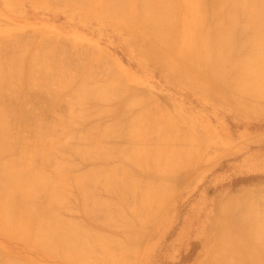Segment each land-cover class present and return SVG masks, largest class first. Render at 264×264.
<instances>
[{
  "label": "rangeland",
  "instance_id": "374dc122",
  "mask_svg": "<svg viewBox=\"0 0 264 264\" xmlns=\"http://www.w3.org/2000/svg\"><path fill=\"white\" fill-rule=\"evenodd\" d=\"M56 1L57 0H0V43L4 44H0V66L5 67L9 65L13 61H15V58L18 59L19 56L21 58L19 60L23 59L22 63L24 66L22 68V65L20 63V67L22 68L21 70L24 74L19 70L21 72V76L18 75L17 79L20 77L21 83L19 82V84L17 83V81L16 83H12L13 86L18 84L19 86H14L15 88H12V91L10 88L12 84L10 83V86H8V84L5 85L7 90H5V86L0 89H3V91L5 90L4 92L0 91V99L3 101V104L7 105L8 102L11 103L10 106L12 108H10V106L7 107L6 105L5 107L11 110H15L13 111V116L15 117L12 118V121H17L16 127L19 129L21 128L22 130V132L21 130H19L21 134H19L18 140H14L16 142L14 143L13 151L10 155H13V157L16 156L17 158L10 157L9 154L5 156L2 154L3 158H1L6 162L10 161L9 158L14 160L16 158V162H14L16 163L17 167L16 172L20 174L22 173L24 175H26L30 171L31 167H37L38 169L39 167L42 168V166L44 168H42V170H44L45 173L48 174L49 172V175H53L51 174L52 172H50L53 171L51 170L53 169V164H58V161H64V164L68 163V165L66 164V166L63 163H60L61 165L65 166V169L64 167H61L64 172L60 171L62 170L58 166L60 164L55 165L58 166L60 170H54L56 172L58 171L62 174H65L66 186L64 187V189L62 187L55 188L57 190L56 194L61 196L58 198L57 195V199H59L60 201L62 197H65V203L62 201L61 206L57 205L58 200L55 198L56 200L53 201V198H50V196H53L54 194L50 195V193L46 195V198H48L44 201L46 203H49L48 206L50 205V207L52 208V213L55 211V213H53L54 218H51V221L53 223L56 220L55 218L58 219L62 217L60 218V220L64 218V221H61L63 222L61 223V226H63L62 224H64L65 222H68L69 224L71 223L73 227L75 226V228H78L77 232H80L81 229L83 235L85 233L90 234L91 232L96 235L94 236L92 233L90 235L91 237L87 236V234L84 235L85 238L86 236L87 238H89L88 240L92 239V241L90 242H93V239L95 241H98V238H101V241H99V243H102H100L101 248L103 247L102 245H104V247L108 246L105 248L103 247L101 249L102 252L100 250L98 252V249H100L98 248L100 244L97 242V244H99V246H97L96 242L94 243L93 248L94 246H97V248H95L97 249V251L95 250V253H102V255L100 254L101 256H98L96 254V258L99 260L98 261L95 259V253H91L94 251L91 244V248L93 249V251H91L92 249H86L89 250V254H83V252H81L84 256L79 253L80 257L83 261H85V263L87 262V258H91L94 261L91 262L89 259L88 263L90 264H108V261L110 259L109 257L113 253V258L115 256H118L117 258L119 259L121 257L124 258L121 259L123 260L122 262L121 260H118L117 264H120V262L122 264H125L128 260L129 261L126 264H242L240 262L239 256L231 252V247H228L225 244V248L227 247L226 250H230V252H227L226 250V252L222 251L219 241L222 242V245L226 243L227 240L225 236H228V232H231V238H239V241H234L238 246L239 251L244 248V245L247 246L245 242L249 243L248 245L251 246L252 240L247 237L249 236V233L245 234L243 233V231L239 233L238 230L240 228L244 230L246 229L245 219H253V221H256V218H258V220L260 218V220H264V216H262L264 215V114L254 113L253 110L249 109V107L251 106L250 104L253 103L254 107L257 104H259V107H264V98L260 99L258 97L257 99H255V96L254 100V88L250 86L246 88H240L238 87V85L233 86L235 85L234 83L230 85V83L226 81V76L228 75L229 67L234 65L236 61L240 59L242 60V57H244L246 53L248 55V53L251 51L252 45L250 43H252V40L250 38L255 34L256 31H254L253 33V30L257 29L255 28L256 26H247L246 24H244V21H246L247 23L248 16H245L246 14L241 10L239 12V9L231 10L228 4L229 0H223L222 7L224 8H221V6L216 7L214 5V0H204V2L203 0H200V2H198V0H175V13L173 14V22H171V25H173L172 27H169V31L167 30L168 33H166V35H169V37L171 36L173 39L170 40V38L166 36V41L162 40L164 42L161 43V40L158 39V41L157 39H155L156 35L154 33L152 34L153 37H151V33L146 35V32H152V30L148 31L147 29H139L137 26H135V29L134 27H132L133 25L137 24L135 20H139L136 14H138V8L142 4L141 0L140 2L139 0H130V2H133L134 7L132 4H130L129 0H127V4L129 3L130 7L126 4V2H124L126 4L125 8H127L130 14L128 18L130 21L127 22V24L129 23V25H127L122 20L120 22L119 19H114V17L111 15L108 16L106 7L109 8V4L113 3L111 2V0L110 2L109 0H83V5L86 3L84 7H81V0H75L76 2L78 1L80 3H76L74 0H58V2ZM189 1L191 4L188 3ZM72 3L74 6L72 5ZM136 3L138 4V7L135 6ZM194 4L198 5V7H194ZM95 5L97 6V8ZM85 6L88 9L85 8ZM136 7L138 10L136 9ZM199 7H201L200 12L197 11L199 10ZM92 8L94 9L90 10ZM225 8H227L228 11H225L227 10ZM96 9L98 12L96 11ZM188 9L190 10L188 11ZM195 9L196 11L194 12ZM101 10H104L105 13ZM99 11H101V13ZM223 11L225 12L223 13ZM232 12H234L233 14L236 13V15H234L235 18H232ZM198 14H200L203 18L199 17ZM228 17H231L230 21L228 20ZM195 18L198 19L199 22L201 21V23L197 21L198 26L195 22ZM200 18H202V20H200ZM231 19L232 21H234L231 22ZM212 21L215 22V27L212 25ZM225 22H227V24H224ZM189 24H191L192 28H189ZM216 24L218 26H216ZM243 24L246 26H244ZM195 25L199 27L198 29L201 31L200 32L197 28H195L197 34H199L200 32L199 36L195 33V31L191 34V32H193L192 30H194L193 27ZM200 25L203 27L202 29ZM212 26L214 27V29L212 28ZM245 27L248 28L246 29ZM215 28L217 35L213 32ZM197 30L199 32H197ZM210 30L213 34L210 33ZM218 32H225L224 34L225 36H227V39L230 38L231 40L229 39L230 42L228 44L227 42L229 40H226L227 45L225 49L227 50L223 49L222 53H220L222 59H224L223 64H221L220 69L218 68V70L214 72V75L217 77H213L214 75L211 71L210 59L212 58L211 55H214L215 49L217 47L214 43L211 42L212 40H215V37L214 39L213 37L211 39L210 36L216 35V37H218ZM187 33L188 35H190L188 36ZM191 35H194L192 36L193 38L196 35L197 39H194L198 42L194 40V42L191 41ZM200 35H202L203 37L201 36L202 38H200ZM43 39H46L48 42L44 41ZM154 39L158 42L154 41ZM167 39L170 40L171 44L168 43ZM185 39H187L188 41H185ZM9 40H11L12 43ZM45 44L50 46L47 47ZM167 44H170V47L166 46ZM160 45L162 47H160ZM246 45L249 46L250 49L247 48ZM166 47H168V49ZM59 49H61V51ZM247 49H249L250 51H248ZM224 50L226 52H224ZM163 51L165 53H163ZM33 52L36 53V57H38V55L42 52L41 58L44 56V61L42 62L43 59L39 60L38 58L37 60L34 58L35 61H31L33 58H31L30 60V57ZM196 52L201 54L200 57L204 56L201 57V61H204L205 59V68H203L202 63L196 65L188 61V57ZM28 58L30 61L27 60ZM6 59H10V61H7ZM46 59L48 62L47 64H45ZM33 62L36 63L34 64ZM30 63L31 67L34 65V67L31 68L33 71V76L35 75L36 77L37 74L35 80H32L28 77V74L30 72L28 67L30 66ZM25 67L28 70H26ZM34 68L38 69L34 71ZM176 68H178V70ZM88 69H90L91 71ZM37 70H39L41 73ZM116 76L117 78H115L114 80L113 78ZM118 76L120 79L118 78ZM23 77L25 78V80ZM26 77L27 79L29 78V80H26ZM81 77L83 78V80H81ZM79 81L82 82L79 83ZM114 81L116 83H114ZM65 83H70V85ZM78 83L80 85H78ZM81 83L84 84L82 87L88 86L87 89H90V91L92 90L93 92L91 91L90 93L89 91H86L87 89H82ZM104 83L105 85H107L104 86ZM114 85H116V88H114ZM203 85L208 86L204 87ZM102 86L104 87L102 88ZM228 86L230 88H228ZM100 88L103 91L104 88L105 91L108 89V102V98H101L100 100L99 94H101L102 96L103 93ZM235 88H237L238 90H235ZM250 88L252 91L250 90ZM76 89L80 91V94L78 91H76ZM96 89H99V92L101 93L98 92L95 95L94 92L96 91L94 90ZM109 89H114L116 94H114L113 90L109 91ZM240 89L242 90V92L240 91ZM245 89L248 93L244 92ZM73 92L75 94L77 92V96L74 95ZM88 93H90L91 96L89 95L87 98ZM92 93L95 97L99 95V98L97 97L98 100L93 99L95 97H92ZM109 94L111 95L109 96ZM74 97L78 99H75ZM79 98L84 103L83 104L80 102L81 105L79 103L81 108L79 107L78 103L74 104L75 102H77L75 100L80 101ZM110 98L112 99L110 100ZM137 98H139V100ZM83 100H87L88 102L86 101L85 103ZM248 103L249 105H247ZM140 104L143 105L139 106ZM138 106L145 110H141V108H139ZM68 109H71V111H69ZM101 109H104L103 113L101 112ZM138 110L139 113H137ZM108 112L109 114H107ZM135 113L140 114L141 116V120L140 116L138 119L140 120V124L144 117L145 119L143 120L147 122L146 124L144 123L140 125L138 121L137 123L140 125H138V127L140 128H138L137 125H134L133 123L134 117L138 116L134 115ZM144 113L145 115L143 116ZM157 114L159 115L157 116ZM150 115L151 117H157L154 119L153 117L151 118ZM150 118L152 121L150 120ZM147 120H149V123L153 121L154 123L149 124ZM166 120L169 121V124ZM128 121L131 124H129ZM67 122L73 123V127L64 125V123L67 124ZM111 123L113 124V126H111ZM126 124L130 125L129 130H131L132 133H139L140 135L142 134L141 136L137 135L140 136L141 139L140 137L139 140L130 138L131 136L128 135H130L131 132H129V134L127 132L128 129L125 130L126 127L128 128ZM155 125L157 127H155ZM62 126H66L67 128L71 129L65 128V130ZM16 127L14 129V132L17 131ZM153 127H155L156 129ZM161 127L165 128L161 130ZM92 128H94V130ZM152 128L153 131H150V129ZM44 129L46 131H43L40 137L39 133ZM157 129L161 131H158ZM88 130L89 133L86 132V134L84 131ZM117 130H119L120 133H117ZM123 130H125V132ZM147 130L148 133H146ZM90 131L92 133H90ZM103 131H105L107 135L105 133L103 134ZM113 131L116 132L113 133ZM134 131H137L138 133ZM164 131L166 135L163 134ZM70 132L73 133L72 137L70 136L71 134L69 135ZM83 132L86 135L87 141L79 137L80 134H82L81 137H83ZM126 133L127 136L125 135ZM122 134L125 136H123ZM63 135L66 137V139ZM93 135L96 136L91 137ZM109 135H111V137ZM143 135H145V137ZM45 136L46 138L43 142ZM21 137L24 139H22ZM142 137L144 138V142L141 141L143 140ZM78 138L83 139L84 141H78ZM116 138L119 139L117 140ZM74 139L77 142H75ZM161 140H163L162 143ZM22 141L25 142L21 143ZM61 141L62 144H64V150H61L63 146L61 144ZM54 142H57L56 144L60 145V151L56 148V152L59 151V153L61 154L64 153V158H61V154L57 153L60 156L56 155L57 161L54 159V162L56 163H46L40 161L41 153L39 151H41V146L46 147L45 145H53ZM32 144L36 145H33L31 147ZM89 145L91 146V148L89 147ZM106 145L113 148L114 151L112 150V153H109V150L111 149ZM100 146L101 148H99ZM126 146L127 148H124ZM162 146H165V149H162ZM94 148L100 155L95 153L96 151L94 150ZM131 148H135L134 150L137 151L133 153L134 151H130ZM76 149H80L82 150V152ZM117 149H121V152L119 151L121 154L116 152ZM122 149L124 151L126 149V152L122 151ZM127 149L130 150L127 151ZM67 150L68 152H66ZM75 150L76 153H74ZM85 152L90 153L87 159L85 158L86 156L83 157L84 155H87L85 154ZM122 152L124 155L122 154ZM81 153L83 154L81 155ZM92 153L93 155H95L93 156ZM126 153H129L130 156ZM104 154L107 156L104 157ZM125 156L132 157L131 160H129L130 158L128 157V160L134 162L131 164V162L126 161ZM133 156L134 158H137L138 161L134 160ZM28 157L30 160L28 159ZM111 157H113L114 159ZM158 157L161 159H159ZM99 158H101L103 161ZM121 159L124 161H122ZM147 159H151L150 162L147 161ZM3 160H1L0 162L2 163ZM140 160L143 162H141ZM146 161L148 165H150V167H146L147 169L144 167L147 164ZM155 162L158 166H156ZM142 163L144 164V166L142 165ZM151 164L154 166H152ZM69 165L71 167H69ZM102 166L103 169L105 168V170L102 171L108 172H101L103 175H109L110 170H108V168L110 169V167L111 171L114 168H118V170L119 168L123 169L125 173L123 172L124 175H122L123 177H121L124 184L125 182H127V185L130 184V186L128 185L127 187L128 189L124 188V185H122V191L120 189V191H116L114 189L109 190L107 188V186L109 185L103 184L105 182L103 181L102 183V181L100 180V177L103 175L99 172L101 170V168L99 167ZM18 168L21 169L19 170ZM33 168H31V170ZM48 168L51 169L49 170ZM66 168H69V170H67ZM150 168L152 170H150ZM91 169H94L96 171L97 169H100L98 172L95 171L93 173H100V177L98 178L101 181V184L98 185L96 183L94 184V186H88L89 188L83 187L84 189L82 187L80 188L78 185V188L81 190V192L82 190L83 192L84 190H86L88 191V196L90 195L89 198L91 199H88L87 202H84L85 199H81V196L84 193L81 194L80 192H78L80 190H77L75 188V181H77V184H79L78 182H80L81 184H83L84 182L86 183V181L82 180V177L84 174L87 176L86 173H88L90 177L88 176L87 178L84 176V180H90L89 178L93 176ZM126 169L129 171H127ZM54 171L53 173H55ZM116 171H114L113 173H115ZM80 172L82 173V175L80 174ZM79 175H81V179L80 177H78ZM133 177L135 179L137 178L139 183L137 181H134ZM137 183L139 185H137ZM148 186L150 187L151 191H154V188L156 189V191H154L156 192V197L154 195H151L150 199L149 197H146L147 193L149 192ZM161 186H163V188H161ZM2 187L1 192L4 191L2 192V196H6L10 193L11 188L9 190L8 187V189L4 190V187H6V185ZM100 188L104 189V191ZM158 189L160 190L159 192ZM53 190L54 188L51 189V192ZM59 191L61 192L59 193ZM107 191H110V194ZM151 191L149 193L153 192ZM54 192L56 191L54 190ZM159 193H162L163 195ZM149 195L150 194H148L147 196ZM63 198L61 200H63ZM146 198H148L147 201H150L147 202ZM97 199H99L98 201L100 203L97 201ZM102 199H104L108 203H106ZM109 199H111V201ZM101 201L102 203H105V205H107L108 211H106V207H100L99 204H101ZM59 203H61V201ZM108 204H110L109 206L111 208H108ZM133 204L135 205L134 207ZM224 204H226V207L224 206ZM53 205L55 206L53 207ZM93 205H96L97 209H95V207L93 209ZM142 205L146 207V213L148 214L147 215L145 213L144 217H146L147 215L150 218L143 217V219L141 220H143L144 222L132 219L130 213L136 210V207L137 210L141 209L143 207ZM227 205H231V207L228 208ZM97 206H99L100 208ZM27 208V206H21V208L19 206V209L17 208L20 211H17V221L14 225H19V223L21 224L22 222L23 226L28 224L27 226H24V230L18 232V236L17 232H15L16 230L8 231L9 233L7 232L5 234L7 237H5L4 235L5 232L3 233L2 231H0V264H10L12 262H14L15 264H79L77 262L79 256H75V251L69 252V250L65 249L67 251L64 252L69 253H66L67 255H65L63 251H60L59 255L58 245L60 243H55L56 241H59V238H55L54 234L53 236L48 234L49 236L58 239L55 240L54 238H52L55 240V242H53V246H56V249L54 247H51L52 250L54 249L53 251L51 250L52 252L49 250L50 245L45 244V242H52L51 240L47 241V236H44L46 235L45 233H43L44 235H42L43 240L41 239V243L38 241L39 246L38 242L37 245L33 242L34 238L32 236L35 235L34 232L37 230L36 225L39 224L36 219L34 220V217H31L28 213H26ZM120 208H122V211L124 210L123 212L125 213V215H127V217L131 219V223L133 222L132 224L134 225H131V223H129L130 225L126 224L127 227L126 225L121 226L120 224L122 223L119 224L120 226L118 224L114 225L119 221L115 217H112V219L115 220L113 222V220L110 219V216L112 212L113 215H115L117 213L116 210H119ZM133 208L134 210L132 211ZM84 209H88L90 213H92L88 215V210L86 211ZM149 209H153L154 211L151 210L150 213ZM104 211H110L109 213L111 214L109 215V213L107 214ZM23 212L27 215L25 214L24 216ZM104 213H106L107 215H104ZM104 217L110 220H106ZM22 218H24L25 220ZM130 219H128L129 222ZM20 220L24 221L21 222ZM32 221L35 222L33 223ZM138 221L139 223H137ZM106 222L108 223L106 224ZM112 222L114 224H112ZM55 223L53 224V226H56L60 222H57L56 225ZM68 225L64 224L66 229H69V227H71V225L69 227H66ZM34 226H36V228ZM235 226H238L239 228H236ZM71 230L74 232L75 229L73 228ZM84 231L86 232L84 233ZM235 231L239 233L240 237L237 238V236L239 235ZM245 231H248V227ZM29 232L31 233L30 236ZM81 232L79 234H81ZM19 233H22V235ZM56 234L58 235V233ZM98 234L99 237L97 236ZM244 234L245 238L247 239L243 237ZM124 235H129V239H127L128 236ZM13 236H15L16 238ZM84 236L82 239H80L81 237H79V240H85ZM111 236L112 238L110 239L109 237ZM107 237L113 242L115 241V237L116 239L119 238L120 240H118V242L120 241V243H124L125 245L120 246L119 243L116 242L117 240L113 243L109 241ZM106 239L108 242L106 241ZM79 240L78 243H80ZM263 240L264 239L261 238L259 239V241L257 240L258 242H253V245H257V247L255 246L256 248L260 246V248H258V252L260 253L261 251L260 255L262 257H264V249H262L264 247ZM42 242L44 243V246H47V248H49L48 252H44V250H47L45 248L44 250H39V247H41L40 244L42 245ZM106 242L108 243V245ZM31 243H34L38 247V249L37 247H33L34 245L32 246ZM117 243L120 247L116 246ZM213 244L215 245V247ZM84 247H82L83 250L85 249ZM129 247L130 250H128ZM125 248L126 252H124L125 250H123ZM103 249H105V251ZM55 250H57L58 254H56ZM121 250L123 252H121ZM103 251L105 253L109 252L108 255L110 253L111 255L106 258L104 257L105 253ZM61 253H63L64 255ZM70 253H72L73 257L75 258H73L72 254ZM117 253L118 255H116ZM123 253L124 257L122 255ZM83 257L85 258V260L83 259ZM98 257H102V259L106 258V260L108 258L109 259L107 262H104L105 259L100 260V258ZM67 258H73L74 260L76 258L77 259L75 263L73 259L69 260L71 261L70 263L67 262ZM80 260L81 259H79L78 261ZM82 260L80 264H84ZM100 261L103 262L99 263ZM115 262H117V260L114 259V264H116ZM112 263L113 262H110L109 264Z\"/></svg>",
  "mask_w": 264,
  "mask_h": 264
},
{
  "label": "bare ground",
  "instance_id": "6f19581e",
  "mask_svg": "<svg viewBox=\"0 0 264 264\" xmlns=\"http://www.w3.org/2000/svg\"><path fill=\"white\" fill-rule=\"evenodd\" d=\"M65 1V0H64ZM75 1V0H74ZM82 2L80 3V2H76V3H80V4H82L83 5V3H84V1L83 0H81ZM87 1V0H86ZM88 1H90V0H88ZM92 1V0H91ZM104 1V0H103ZM193 1H195V0H193ZM197 1V0H196ZM50 2H52V1H50ZM56 2H58V0L56 1ZM70 2V1H69ZM72 2V1H71ZM109 2H110V0H109ZM111 2H113V3H110L109 4V8L108 7H106L107 8V11H108V13H107V11H106V13L108 14V16L109 15H111V16H113L114 17V19H119L120 20V22H121V20L122 21H124L126 24H127V22L128 21H130L128 18H129V12H128V10H127V8H125L126 7V4H127V0H125V1H118V0H111ZM123 2V3H122ZM124 2H126V4L124 3ZM129 2H130V0H129ZM136 2V1H135ZM139 2H140V0H139ZM138 2V3H139ZM186 2V1H185ZM198 2H200V0H198ZM203 2H204V0H203ZM202 2V3H203ZM67 3V2H66ZM100 3V2H99ZM141 6H139V12H138V14H136L137 16H138V18H139V20H135V22L137 23L136 25H133L132 27H134V29H135V26H137L139 29H147L148 31L150 30H152V32H146V35H148L149 33H151V35L154 33L155 35H156V37H155V39H159V40H164V41H166L165 39H166V36H168L169 37V35H166V33H168V31H169V27L171 26L172 27V25H171V22H173V14L175 13V6H176V3H175V0H143V2H142V0H141ZM188 3H190V1L188 2ZM196 3V2H195ZM86 4V3H85ZM84 4V5H85ZM130 4H132L133 5V7H134V4H133V2H130ZM130 4L128 3L127 5L130 7ZM140 4V3H139ZM191 4V3H190ZM197 4V3H196ZM199 4V3H198ZM228 4H229V7H230V9L231 10H234V9H239V12H240V10L242 11V12H244L246 15L245 16H248V21H247V23H246V21H244V24H246L247 26H256L255 28H257V29H254V27H253V33H254V31H256L255 32V34L250 38L251 40H252V43H250V42H248V43H250L251 45H252V49H251V51L249 50L250 48H249V46H247V48H249V49H247L248 51H250L249 53H248V55H247V53H246V55H244V57H242V60L240 59V58H237V59H240V60H238V61H236L235 62V64L234 65H232L231 67H229V69H228V75L226 76L227 78H226V81H228V83H230V85L232 84V83H234L235 85H233V86H236V85H238V87H240V88H246V87H248V86H250V87H252V88H254L255 90H254V94H253V99H254V97H255V99H257L258 97L261 99H263L264 98V0H229V2H228ZM70 5H71V3H70ZM72 5H73V3H72ZM81 5V7H84V5L82 6ZM125 5V6H124ZM138 4L136 3L135 4V6H137ZM189 5V4H188ZM214 5L216 6V7H220L221 6V8H224V7H222V5H223V0H214ZM74 6V5H73ZM77 6H79V5H77ZM96 6V5H95ZM108 6V5H107ZM127 6V7H128ZM192 6V5H191ZM195 6H197L198 7V5H195L194 4V7ZM138 7V6H137ZM137 7H136V9H137ZM193 7V8H194ZM226 7V6H225ZM85 8H87L86 6H85ZM96 8H97V6H96ZM188 8H191V7H188ZM200 8L201 7H199V10H197V11H201L200 10ZM88 9V8H87ZM94 8H92V9H90V10H93ZM129 9V8H128ZM137 9V10H138ZM203 9V8H202ZM225 9H227V8H225ZM225 9H223V10H225ZM105 10V9H104ZM104 10H101V11H104ZM131 10V9H130ZM136 10V11H137ZM184 10V9H183ZM182 10V11H183ZM190 9H188V11H189ZM220 10H222V9H220ZM96 11H97V9H96ZM101 11H99L100 13H101ZM192 11V10H191ZM196 11V9L194 10V12ZM225 11H228V9L227 10H225ZM225 11H223V13L225 12ZM98 12V11H97ZM132 12V11H131ZM220 12V11H219ZM104 13H105V11H104ZM185 13V12H184ZM196 13H198V12H196ZM234 12H232V14H233ZM103 14V13H102ZM182 14H183V12H182ZM191 14V13H190ZM219 14V13H218ZM231 14V15H232ZM104 15V14H103ZM199 15V17H202L200 14H198ZM203 15V14H202ZM234 15H236V13L235 14H233V16H232V18H235L234 17ZM137 16H135V17H137ZM193 16V15H192ZM197 16V15H196ZM195 16V17H196ZM131 18V17H130ZM134 18V17H133ZM196 18H198V17H196ZM195 18V22L197 23V21L199 22V18L198 19H196ZM203 18V17H202ZM202 18H200V20H202ZM229 18V17H228ZM231 18V17H230ZM230 18L228 19L229 21H230ZM132 19V18H131ZM194 19V18H193ZM214 19V18H213ZM177 20V19H176ZM183 20V19H182ZM225 20V19H224ZM194 21V20H193ZM228 21V22H229ZM234 21V20H233ZM232 21V19H231V22H233ZM123 22V23H124ZM176 22V21H175ZM184 22V21H183ZM192 22V21H191ZM190 22V23H191ZM213 22V26H214V21H212ZM199 23H201V21L199 22ZM203 23V22H202ZM218 24V23H217ZM216 24V26H218ZM221 24V23H220ZM224 24H227V22H225ZM243 24V25H244ZM127 25H129V23L127 24ZM131 25V24H130ZM175 25H176V23H175ZM183 25V24H182ZM190 25V27L189 28H192L191 27V24H189ZM211 25V24H210ZM246 25H244V26H246ZM140 26V27H139ZM196 26V25H195ZM193 27L194 28V30H192L193 32H191V34L192 33H194V31H195V28H199V27H197L198 26V23H197V26L196 27ZM212 26V28L214 29V27ZM222 26V25H221ZM220 26V27H221ZM200 27H201V29L203 28L201 25H200ZM131 28V27H130ZM217 28V27H216ZM216 28H215V30H213V32L216 34L217 32H216ZM246 28V27H245ZM248 28V27H247ZM246 28V29H247ZM138 29V30H139ZM218 29V28H217ZM222 29V28H221ZM168 30V31H167ZM171 30V29H170ZM199 30V29H198ZM197 30V32H199ZM141 31V30H140ZM143 31V30H142ZM211 31V30H210ZM220 31H222V30H220ZM172 32V31H171ZM170 32V33H171ZM201 32V31H200ZM200 32H199V34H200ZM203 32V31H202ZM157 33V34H156ZM195 33H196V31H195ZM210 33H212V31L210 32ZM219 33V35H218V37H216V35L215 36H210L211 37V39H212V37H213V39H214V37H215V40L213 41H211L212 43H214L215 45H216V49H215V53H214V55L212 56L211 55V61H210V65H211V71L213 72V75H214V72H216L217 70H218V68L220 69V66H221V64H223V60L224 59H222V57H221V55H220V53H222V51H223V49H225L226 48V45L230 42V40L229 39H227V36H225V32H218ZM41 34V33H40ZM197 34V33H196ZM199 34H197L198 36H199ZM213 34V33H212ZM150 35V36H151ZM187 35H188V33H187ZM190 35V34H189ZM188 35V36H189ZM211 35V34H210ZM29 36V35H28ZM192 36H194V35H191V37L190 38H192L191 39V41H196V42H198L197 40H195V39H197V37H196V35H195V39L192 37ZM202 35H200V38H202L201 37ZM18 37V36H17ZM25 37V36H24ZM151 37H153V35L151 36ZM185 37V36H184ZM49 38V37H48ZM170 38V40L171 39H173L171 36L169 37ZM168 38V39H169ZM20 39V38H19ZM24 39V38H23ZM153 39V38H152ZM154 39V41H157V40H155ZM167 39V40H168ZM188 39V38H187ZM187 39H185V41L187 40ZM198 39H199V37H198ZM249 39V40H250ZM44 40V39H43ZM158 40V41H159ZM170 40H168V43H170L171 44V42H170ZM189 40V39H188ZM187 40V41H188ZM228 42H227V41ZM248 40V41H249ZM9 41H11V40H9ZM44 41H47L46 39L44 40ZM157 41V42H158ZM160 41V42H161ZM164 41H162L161 43H163ZM193 41V42H194ZM22 42V41H21ZM48 42V41H47ZM46 42V43H47ZM226 42H227V44H226ZM11 43H12V41H11ZM43 43V42H42ZM60 43V42H59ZM156 43V42H155ZM0 44H3V43H0ZM16 44V43H15ZM25 44V43H24ZM23 44V45H24ZM28 44V43H27ZM52 44V43H51ZM56 44V43H55ZM159 44V43H158ZM170 44H167L166 46H169ZM4 45V44H3ZM17 45V44H16ZM26 45V44H25ZM46 45V44H45ZM53 45V44H52ZM164 45V44H163ZM192 45V44H191ZM195 45V44H194ZM249 45V44H248ZM2 46V45H1ZM14 46V45H13ZM47 47L48 46H50V45H46ZM70 46V45H69ZM71 47V46H70ZM160 47H162L161 45H160ZM164 47V46H163ZM170 47V46H169ZM251 47V46H250ZM12 48V47H11ZM167 49H168V47H166ZM178 48V47H177ZM62 49V48H61ZM61 49H59L60 51H61ZM179 49V48H178ZM225 50H227V49H225ZM224 50V52H226ZM0 51H1V49H0ZM26 51H27V49H26ZM68 51V50H67ZM15 52V51H14ZM43 52V51H42ZM42 52H41V54H42ZM52 52V51H51ZM81 52V51H80ZM79 52V53H80ZM153 52V51H152ZM155 52H156V50H155ZM163 53H165L164 51H163ZM217 53H218V55H217ZM41 54H39L38 55V57H36L37 55H36V53H34L33 52V54L31 55V57H30V60H31V58H33L31 61H35V59L37 60V58L39 59V60H42V62L44 61V56L41 58ZM158 54V53H157ZM3 55V54H2ZM14 55V54H13ZM24 55H25V53H24ZM23 55V56H24ZM84 55V54H83ZM200 53H198V52H196V53H193V54H191V56L190 57H188V61L189 62H191V63H193V64H196V65H198L199 63H202L203 64V68H205L204 67V64H205V59H204V61H201L202 60V58L201 57H204V56H201L200 57ZM22 56V55H21ZM34 56V57H33ZM40 56V57H39ZM50 56V55H49ZM48 56V57H49ZM81 56V55H80ZM18 57V56H17ZM46 57V56H45ZM51 57V56H50ZM159 57V56H158ZM157 57V58H158ZM5 58V57H4ZM35 58V59H34ZM41 58V59H40ZM55 58H56V55H55ZM160 58H161V56H160ZM201 58V59H200ZM19 59H21L20 58V56L18 57V59L17 58H15V61H13L12 63H10L9 65H7V66H5V67H2V66H0V89L2 88V87H4L6 84H8V86H10V83L12 84V83H16V81H17V83H19L20 81H21V78L19 79V81H18V79H17V77H18V75L19 76H21L20 74H21V72H22V68L24 67L23 66V63H22V61H23V59L22 60H19ZM25 59H26V57H25ZM50 59V58H49ZM54 59V58H53ZM103 59V58H102ZM235 59V58H234ZM7 60V59H6ZM9 61H10V59H8ZM7 60V61H8ZM27 60H29V58L27 59ZM29 60V61H30ZM161 60V59H160ZM236 60V59H235ZM3 61H4V59H3ZM104 61V60H103ZM37 62V61H36ZM35 62V63H36ZM41 62V61H40ZM46 63L45 64H47L48 62H47V59H46V61H45ZM57 62H58V60H57ZM63 62V61H62ZM176 62H179V61H176ZM0 63H1V61H0ZM20 63H21V65H22V68L20 67ZM25 63H26V61H25ZM24 63V64H25ZM34 63V62H33ZM34 63V64H35ZM39 64V63H38ZM38 64H36V65H38ZM181 64V63H180ZM179 64V65H180ZM184 64V63H183ZM232 64V63H231ZM2 65V64H1ZM41 65H42V63H41ZM40 65V66H41ZM60 65V64H59ZM26 66V65H25ZM39 66V67H40ZM63 66V65H62ZM34 67V65L31 67V63H30V66L28 67V69L30 70V72H29V74H28V77L30 78V79H32V80H35V78L37 77V74H36V77H35V75L33 76V71H32V69L31 68H33ZM42 67V66H41ZM45 67H47V66H45ZM174 67V66H173ZM199 67V66H198ZM26 68V67H25ZM109 68V67H108ZM27 68H26V70H28ZM36 69H38V68H34L33 70L35 71ZM41 69V68H40ZM39 69V70H40ZM173 69V68H172ZM177 70H178V68H176ZM21 72H20V71ZM39 70H37V71H39ZM44 70H45V68H44ZM52 70V69H51ZM88 70H90V69H88ZM196 70V69H195ZM42 71V70H41ZM91 71V70H90ZM174 71V70H173ZM40 72V71H39ZM43 72V71H42ZM110 72H111V69H110ZM180 72V71H179ZM23 73V72H22ZM41 73V72H40ZM39 73V74H40ZM61 73V72H60ZM86 73H88V72H86ZM92 73V72H91ZM90 73V74H91ZM102 73V72H101ZM105 73V72H104ZM24 74V73H23ZM67 74V73H66ZM106 74H107V72H106ZM105 74V75H106ZM191 74V73H190ZM227 74V73H226ZM67 75H69V74H67ZM179 75V74H178ZM187 75H188V73H187ZM23 76V75H22ZM24 76H26V75H24ZM70 76V75H69ZM85 76V75H84ZM196 76V75H195ZM33 77H34V79H33ZM44 77H45V75H44ZM49 77V76H48ZM83 77V76H82ZM81 77V80H83V78ZM186 77V76H185ZM213 77H217V76H213ZM24 78V77H23ZM29 78L27 79V77H26V80H29ZM43 78V77H42ZM78 78V77H77ZM80 78V77H79ZM85 78V77H84ZM115 78H117V76L116 77H114L113 79L115 80ZM118 78H119V76H118ZM187 78V77H186ZM197 78V77H196ZM219 78V77H218ZM47 79V78H46ZM112 79V80H113ZM120 79V78H119ZM215 79V78H214ZM24 80H25V78H24ZM85 80V79H84ZM201 80V79H200ZM224 80H225V77H224ZM204 81V80H203ZM223 81V80H222ZM63 82V81H62ZM80 82H82V81H79V83ZM84 82V81H83ZM113 82V81H112ZM21 83V82H20ZM19 83V84H20ZM72 83V82H71ZM74 83V82H73ZM78 83V85H80ZM107 83V82H106ZM109 83V82H108ZM114 83H116L115 81H114ZM199 83H201V82H199ZM19 84L18 85H14V86H19ZM65 84H69L70 85V83H65ZM102 84V83H101ZM110 84V83H109ZM223 84V83H222ZM69 85H68V87H69ZM84 84L83 83H81V88L83 89V88H85V90L87 89V87L86 86H84V87H82ZM107 85V84H106ZM105 85V83H104V86H106ZM117 85V84H116ZM116 85H114L115 87L114 88H116ZM198 85V84H197ZM228 85V84H227ZM229 85V86H230ZM12 86V87H11ZM10 86V88H11V90H12V88H15L14 86H13V84ZM67 86V85H66ZM104 86H102V88L104 87ZM118 86V85H117ZM204 86V85H203ZM202 86V87H203ZM206 86V85H205ZM204 86V87H205ZM208 86V85H207ZM206 86V87H207ZM228 86V88H230ZM71 87V86H70ZM101 87V86H100ZM237 87V88H238ZM77 88V87H76ZM99 88V87H98ZM118 88V87H117ZM237 88H235V90L237 89ZM74 89V88H73ZM92 89V88H91ZM5 90H7V88H6V86H5ZM4 90V91H5ZM100 90L101 91H103L101 88H100ZM99 89L97 90H94V91H96V92H94V94L96 95L99 91H100ZM113 91H114V89H112ZM111 89H109V91H112ZM238 90V89H237ZM250 90H251V88H250ZM0 91H3V89L2 90H0ZM3 91V92H4ZM13 91V90H12ZM72 91H74V90H72ZM76 91H78L77 89H76ZM86 91H89L90 93H91V91H90V89L88 90H86ZM233 91V90H232ZM240 91L242 92V90L240 89ZM252 91V90H251ZM79 92V94H80V91H78ZM93 92V91H92ZM108 89L105 91V88H104V91H103V93H102V96H101V94H99L100 95V100H101V98L102 99H107V102H108V100H109V97H108ZM236 92H239V91H236ZM244 92L245 93H248V92H246V89L244 90ZM13 93V92H12ZM15 93V92H14ZM74 93V92H73ZM90 93H88L87 94V98H88V96L90 95ZM99 93H101V92H99ZM125 93V92H124ZM72 94V93H71ZM76 94H77V92H76ZM75 93H74V95H76ZM93 93H92V97H95V96H93L94 95ZM104 94V95H103ZM114 94H116V92L114 91ZM82 95V94H81ZM99 95H97L95 98H93L94 100L95 99H97V97L99 96ZM111 94H109V96H110ZM112 95H113V92H112ZM19 96V95H18ZM77 96V95H76ZM75 96V97H76ZM91 96V95H90ZM225 96V95H224ZM74 97V98H75ZM0 98H1V96H0ZM99 98V97H98ZM115 98V97H114ZM75 99H78V98H75ZM90 99V98H89ZM112 98H110V100H111ZM138 100H139V98H137ZM254 99V100H255ZM14 100V99H13ZM79 100H80V98H79ZM85 100V99H84ZM83 100V101H84ZM98 100V99H97ZM117 100V99H116ZM132 100V99H131ZM135 100V99H134ZM133 100V101H134ZM137 100V101H138ZM140 100H142V99H140ZM75 101H77V102H75L74 104H77L78 103V105H79V103L81 102V103H83L82 102V100H80V101H78V100H75ZM87 101V100H86ZM86 101H84L85 103H86ZM90 101V100H89ZM136 101V100H135ZM146 101V100H145ZM148 101V100H147ZM5 102V101H4ZM14 102V101H13ZM88 102V101H87ZM109 102H111V101H109ZM81 103H80V105H81ZM90 103V102H89ZM144 103H147V102H144ZM250 103V102H249ZM249 103L247 104V105H249ZM257 103V102H256ZM9 104V105H8ZM8 104L6 105V104H3V101L0 99V158L2 157V154L5 156V155H8L9 154V156L11 155V152L13 151V146H14V143L16 142V141H14V140H18V138H19V134H21L20 132H19V130H21V128L19 129V128H17L16 126H17V121H12V118L13 117H15V116H13L14 114V112L13 111H15V110H11V109H9V108H6L5 107V105L8 107V106H10V104L11 103H9L8 102ZM84 104V103H83ZM88 104V103H87ZM102 104H104V103H102ZM135 104V103H134ZM71 105V104H70ZM73 105V104H72ZM80 105H79V107H80ZM86 105V104H85ZM128 105V104H127ZM126 105V106H127ZM136 105V104H135ZM143 105V104H142ZM141 104L139 105V106H142ZM148 105V104H147ZM251 106L249 107V109H251V110H253V112L254 113H258V114H264V107H262L261 105V107H259V104H257V105H255V107H254V103L253 104H250ZM253 105V106H252ZM87 106H89V105H87ZM86 106V107H87ZM137 106V105H136ZM138 106V107H139ZM151 106V105H150ZM149 106V107H150ZM258 106V107H257ZM264 106V105H263ZM130 107H132V106H130ZM134 107V106H133ZM137 107V108H138ZM154 107V106H153ZM10 108H12L11 106H10ZM14 108V107H13ZM81 108V107H80ZM128 108V107H127ZM139 108H141V107H139ZM148 108V107H147ZM15 109V108H14ZM83 109V108H82ZM85 109V108H84ZM95 109V108H94ZM94 109H92V110H94ZM110 109V108H109ZM108 109V110H109ZM112 109V108H111ZM143 108H141V110H142ZM18 110V109H17ZM22 110V109H21ZM69 111H71V109H68ZM91 110V109H90ZM99 110V109H98ZM104 109H101V112L103 113L104 111H103ZM129 110V109H128ZM143 110H145V109H143ZM147 110V109H146ZM152 110V109H151ZM106 111V110H105ZM114 112V111H113ZM116 112V111H115ZM130 112V111H129ZM154 112V111H153ZM112 113V112H111ZM137 113H139V110H138V112ZM142 113V112H141ZM146 113V112H145ZM145 113L143 114V116L145 115ZM97 114H98V112H97ZM107 114H109V112L107 113ZM123 114V113H122ZM129 114V113H128ZM19 115V114H18ZM134 115H138V116H135L134 117V119H133V123H134V125H137V127H138V125L140 124V120H141V116H140V114H134ZM133 115V116H134ZM147 115V114H146ZM159 114H157V116H158ZM90 116V115H89ZM133 116H130V117H133ZM139 116H140V120H138L139 119ZM156 116V117H157ZM21 117V116H20ZM100 117V116H99ZM150 117H151V115H150ZM153 117V116H152ZM151 117V118H152ZM156 117H153L154 119L156 118ZM73 118V117H72ZM149 118V117H148ZM147 118V119H148ZM151 118H150V120H151ZM159 118V117H158ZM25 119V118H24ZM136 119V120H135ZM143 119H145V117L143 118ZM142 119V121H141V124L140 125H142V124H146L147 122L146 121H144ZM160 119V118H159ZM166 119V118H165ZM135 120V121H134ZM118 121V120H117ZM126 121V120H125ZM139 121V124L137 123ZM144 121V122H143ZM148 121V123H149V120H147ZM152 121V120H151ZM156 121V120H155ZM161 121V120H160ZM163 121V120H162ZM166 121H168V120H166ZM132 122V121H131ZM23 123V122H22ZM27 123V122H26ZM113 123V122H112ZM111 123V126H113V124ZM126 123V122H125ZM128 123H129V121H128ZM127 123V124H128ZM132 123V124H133ZM151 124L152 123H154V121L153 122H150ZM149 123V124H150ZM20 124V123H19ZM70 124V125H69ZM105 124V123H104ZM109 124V123H108ZM117 124V123H116ZM126 124V125H127ZM129 124H131V123H129ZM168 124H169V121H168ZM172 124V123H171ZM21 125V124H20ZM27 125V124H26ZM64 125H68V127H70V126H72L73 127V123H71V122H67V124H65L64 123ZM126 125H125V127H126ZM139 125V126H140ZM22 126H23V124H22ZM64 127V126H62V127H64L63 129H71V128H67V127ZM74 126H75V124H74ZM128 126V128L126 127V129L125 130H127L128 129V133L129 132H131V134L130 135H128V136H131L130 138H133V139H138L139 140V137L142 135H140L137 131H134V132H137L138 134H135V133H132V131L131 130H129V126L130 125H127ZM150 126V125H149ZM164 126V125H163ZM15 127H16V129H17V131L16 132H14V129H15ZM115 127V126H114ZM155 127H157L156 125H155ZM155 127H153V128H155ZM167 127V126H166ZM43 128V127H42ZM123 128V127H122ZM138 128H140V127H138ZM153 128L152 129H150V131L152 130L153 131ZM163 128H165V127H161V130L163 129ZM45 129H46V127H45ZM41 130L40 131V133H39V135H40V137H41V134H42V132L44 131H46V130ZM65 129V130H66ZM89 129V128H88ZM93 130H94V128H92ZM97 129V128H96ZM112 129H113V127H112ZM111 129V130H112ZM115 129V128H114ZM141 129H142V127H141ZM156 129V128H155ZM168 129H169V127H168ZM172 129V128H171ZM174 129V128H173ZM48 130V129H47ZM120 130V129H119ZM119 130H117L118 132L117 133H120V131ZM125 130H123L124 132H125ZM145 130H146V127H145ZM158 130V129H157ZM161 130H158V131H161ZM49 131V130H48ZM63 131V130H62ZM74 131V130H73ZM143 131V130H142ZM166 131V130H165ZM165 131H164V133L163 134H165ZM168 131V130H167ZM169 131H170V129H169ZM21 132H22V130H21ZM37 132V131H36ZM66 132V131H65ZM68 132H69V130H68ZM72 132V131H71ZM69 133V135L72 137V134L73 133ZM85 133L86 132H88L89 133V130L88 131H84ZM83 132V134L85 135V133ZM114 132H116V131H113V133ZM122 132V131H121ZM146 132V131H145ZM144 132V133H145ZM163 132V131H162ZM161 132V133H162ZM15 133V134H14ZM67 133V132H66ZM90 133H92L91 131H90ZM105 133V131H103V134ZM143 133V132H142ZM146 133H148V130H147V132ZM160 133V132H159ZM158 133V134H159ZM36 134V133H35ZM87 134V133H86ZM94 134V133H93ZM96 134V133H95ZM98 134V133H97ZM102 134V133H101ZM106 135H107V133H105ZM112 134V133H111ZM116 134V133H115ZM177 134H178V132H177ZM81 135L82 134H80L79 135V137L80 138H83L84 140H86V135L84 136L83 135V137H81ZM99 135V134H98ZM114 135V134H113ZM117 135H120V134H117ZM123 135V134H122ZM121 135V136H122ZM126 136H127V133L125 134ZM125 135H123V136H125ZM137 135H140V136H137ZM147 135V134H146ZM166 135V134H165ZM172 135H175V134H172ZM21 136V135H20ZM38 136V135H37ZM56 136V135H55ZM64 136V135H63ZM89 136H90V134H89ZM89 136H87V137H89ZM96 136V135H95ZM94 135L93 136H91V137H95ZM110 137H111V135H109ZM144 137H145V135H143ZM27 137V136H26ZM25 137V138H26ZM34 137H35V135H34ZM65 137V136H64ZM78 137V136H77ZM90 137V138H91ZM102 137V136H101ZM114 137V136H113ZM138 137V138H137ZM176 137V136H175ZM17 138V139H16ZM22 138V137H21ZM38 138V137H37ZM45 138H46V136L44 137V139H43V142L45 141ZM55 138H57V137H55ZM80 138H78V141L79 140H82V141H84L83 139H80ZM126 138V137H125ZM22 139H24V138H22ZM27 139V138H26ZM35 139V138H34ZM65 139H66V137H65ZM70 139H72V138H70ZM76 139V138H75ZM75 139H74V141H75ZM92 139H94V138H92ZM117 140L119 139V138H116ZM127 139H128V137H127ZM140 139H141V137H140ZM142 139L143 140H141V141H143L144 142V138L142 137ZM162 139V138H161ZM194 139V138H193ZM36 140V139H35ZM163 140H164V138H163ZM163 140H161V143H162V141ZM192 140V139H191ZM39 141H40V139H39ZM38 141V142H39ZM49 141V140H48ZM52 141V140H51ZM57 141V140H56ZM58 141H60V140H58ZM87 141V140H86ZM90 141V140H89ZM88 141V142H89ZM92 141V140H91ZM169 141V140H168ZM23 142H25V141H22L21 143H23ZM41 142V141H40ZM39 142V143H40ZM46 142H47V140H46ZM75 142H77V141H75ZM133 142V141H132ZM140 142V141H139ZM157 142V141H156ZM35 143V142H34ZM57 143V142H56ZM55 142H54V144H56ZM90 143V142H89ZM136 143H137V141H136ZM158 143V142H157ZM159 143H160V141H159ZM169 143V142H168ZM27 144V143H26ZM38 144V143H37ZM41 144H42V142H41ZM49 145V146H47V145H45L46 147H43V146H41V151H39L40 150V148H39V152L41 153V158H40V161H43V162H46V163H56V162H54V159L57 161V159H56V155L57 156H60V155H58V154H61V153H59V151H60V145ZM61 144H62V141H61ZM19 145V144H18ZM33 145H36V144H32L31 145V147L33 146ZM63 145V146H62ZM61 146H62V149L61 150H64L63 149V147H64V144H62ZM72 145H74V144H72ZM167 145V144H166ZM165 145V146H166ZM16 146V145H15ZM65 146H67V145H65ZM87 146V145H86ZM94 146V145H93ZM99 146V145H98ZM107 146V145H106ZM111 146V145H110ZM131 146V145H130ZM137 146V145H136ZM141 146V145H140ZM139 146V147H140ZM165 146H162V149L164 148L165 149ZM25 147H27V146H25ZM24 147V148H25ZM29 147V146H28ZM43 147V148H42ZM89 147L91 148V146L89 145ZM103 147V146H102ZM108 147V146H107ZM133 147V146H132ZM155 147V146H154ZM158 147V146H157ZM156 147V148H157ZM167 147V146H166ZM17 148H19V147H17ZM35 148H37V147H35ZM56 148L59 150V151H57L56 152ZM85 148V147H84ZM83 148V149H84ZM88 148V147H87ZM99 148H101V146L99 147ZM105 148V147H104ZM108 148H110L111 150H109V153L113 150L114 151V149L113 148H111V147H108ZM118 148V147H117ZM124 148H127V146L126 147H124ZM123 148V149H124ZM68 149V148H67ZM103 149V148H102ZM122 149V151H124ZM135 148H131V150L130 151H134L133 153H135V151H137V150H134ZM161 149V148H160ZM161 149V150H162ZM76 150H79L80 152H82V150H80V149H76ZM76 150L74 151V153H76ZM94 150L96 151V149L94 148ZM99 150V149H98ZM101 150V149H100ZM128 149H127V151H129ZM141 150V149H140ZM159 150V149H158ZM84 151H87V150H84ZM89 151V150H88ZM121 152V149H117L116 150V152H118V153H120ZM145 151V150H144ZM17 152V151H16ZM19 152V151H18ZM37 152V151H36ZM38 152V153H39ZM66 152H68V150L66 151ZM80 152H78V153H80ZM91 152V151H90ZM98 151H96L95 153H97ZM101 152V151H100ZM124 152H126V149H125V151ZM6 153V154H5ZM20 153V152H19ZM25 153V152H24ZM30 153V152H29ZM39 153V154H40ZM58 153V154H57ZM73 153V152H72ZM94 153V152H93ZM93 153H92V155H93ZM112 153V152H111ZM83 153H81V155H82ZM85 154H87V155H84L83 157H85L86 159H87V157L89 156V154L90 153H88V152H85ZM97 154H99V153H97ZM107 154V153H106ZM114 154V153H113ZM121 154V153H120ZM122 154H123V152H122ZM126 154H129V153H126ZM63 155V156H62ZM91 155V156H92ZM95 155V154H94ZM93 155V156H94ZM100 155V154H99ZM110 155V154H109ZM118 155V154H117ZM124 155V154H123ZM122 155V156H123ZM27 156V155H26ZM36 156V155H35ZM92 156V157H93ZM105 156H107V155H105L104 154V157ZM113 156V155H112ZM121 156V157H122ZM129 156H130V154H129ZM129 156H125V160L126 161H129V160H131L132 159V157H129ZM10 157H13V155L12 156H10ZM14 157H16V156H14ZM13 157V158H14ZM30 157V156H29ZM29 157H28V159H29ZM100 157V156H99ZM102 157V156H101ZM110 157V156H109ZM108 157V158H109ZM124 157V156H123ZM130 159H129V158ZM136 157V156H135ZM3 158V157H2ZM1 158V160H3ZM7 158V157H6ZM17 158V157H16ZM16 158H15V160L14 159H11V158H9V160L10 161H2V163H4V164H2L1 162V164H0V231H2L3 233H4V235L8 232V231H15V232H17V236H18V232H21L22 230H24V226H27L28 224L27 223H25V224H27V225H24L23 226V222L22 221H24L25 219L24 218H22V219H24V220H20L22 223L20 224L19 223V225L17 224V225H14L15 224V222L17 221L16 219H17V216H18V212L17 211H20V210H18L19 209V206H20V208H21V206H27L28 208H27V210H26V213H28L31 217H34V220L36 219L37 221H38V224L39 225H36L37 226V230L35 229L36 228V226H34L35 228V232H34V236H32L33 238H34V243L37 245V242L39 241L40 243H41V241L43 240L42 239V235H44L43 233H45L46 235H44L48 240L47 241H49V240H51L52 242L51 243H46L45 241H43V242H45V244H47V245H50V249L49 248H47V246H44V243L42 242V245L40 244V246L42 247H39V250L41 249H43L44 250V248L45 249H47L46 251L44 250V252H48V249L51 251L52 249H51V247L53 248H55L56 249V246H53L54 245V243L53 242H55V240H58V239H55L56 237L57 238H59V241H56L55 243L57 244H59L58 245V248H59V251H58V253L60 252V251H63V253H65L64 251H67V250H69V252H74L75 251V256H79V258L77 259V262L80 264L81 263V260H82V258L80 257V254H82L81 252H83V254H85V253H88L89 254V250H86V249H92L93 248V245H94V243L96 242V244H97V242L99 243V241H101V238H98V241H95L94 239H93V242H90V241H92V239L91 240H88L89 238H87V236H89V237H91L90 235H91V233L90 234H87V233H85L86 231H84V235H86L87 234V236H86V238H85V236L83 235V232H81L82 230L80 229V232H81V234H82V236H81V234H79L80 232H77L78 231V228H75V226L73 227V225L70 223H64L65 225H68V226H66V227H69L70 225H71V227H69V229L67 228H65V226H64V224H62L63 226H61V223H63V222H61V221H64L63 219L62 220H60V218H62V217H60V218H55L56 220H58V221H54V223L56 222H60V223H58L57 225H56V223H55V225L56 226H53V222L51 221L52 219V217L54 218V216H53V213H55V211L52 213V211H51V207H50V205L48 206V204L49 203H46L44 200L45 199H47L46 198V195L47 194H49L50 193V195H52V194H54L53 196H50V198L52 197L53 198V201H55L56 199H57V195L58 194H56L57 193V190L55 189L56 187H62L63 189H64V187L66 186L65 185V174H62L61 172H64V170L62 169L63 167H64V169H65V166H66V164L68 165V163H66V164H64V161L63 162H60V161H58L59 163L58 164H60V163H63L65 166H63V165H58V164H53V169H51V170H60V169H62V170H60L61 172H56V171H54L55 173H53V171H50V172H52L51 174H53V175H49V172H48V174L47 173H45L44 172V170H42V168H43V166H42V168H38L37 169V167H35V168H33V167H31V168H33L32 170H31V168H30V171L27 173V172H25V173H27L26 175H24V174H20V173H17L16 172V163H14V162H16ZM20 158V157H19ZM32 158V157H31ZM36 158V157H35ZM59 158V157H58ZM61 158H64V153H62L61 154ZM60 158V159H61ZM82 158V157H81ZM111 158H113V157H111ZM120 158V157H119ZM141 158V157H140ZM153 158V157H152ZM159 158V157H158ZM157 158V159H158ZM8 159V158H7ZM25 159V158H24ZM27 159V158H26ZM34 159V158H33ZM94 159H96V158H94ZM98 159V158H97ZM99 159H101V158H99ZM114 159V158H113ZM124 159V158H123ZM129 159V160H128ZM133 159L134 160H137V158H134V156H133ZM142 159V158H141ZM146 159V158H145ZM156 159V160H157ZM159 159H161V158H159ZM163 159V158H162ZM166 159V158H165ZM0 160V161H1ZM30 160V159H29ZM38 160V159H37ZM62 160V159H61ZM89 160V159H88ZM102 160V159H101ZM104 160H106V159H104ZM110 160H112V159H110ZM109 160V161H110ZM119 160V159H118ZM122 160V159H121ZM144 160V159H143ZM151 160V159H150ZM150 160H148L147 159V161H149L150 162ZM18 161V160H17ZM21 161V160H20ZM39 161V160H38ZM38 161H36V162H38ZM66 161V160H65ZM103 161V160H102ZM122 161H124V160H122ZM138 161V160H137ZM141 161V160H140ZM147 161H146V163H147ZM22 162V161H21ZM28 162V161H27ZM31 162V161H30ZM34 162V161H33ZM129 162H131V164L134 162V161H129ZM141 162H143V161H141ZM158 162V161H157ZM40 163V162H39ZM145 163V164H146ZM152 163V162H151ZM156 163V162H155ZM163 163V162H162ZM32 164V163H31ZM36 164H38V163H36ZM138 164V163H137ZM136 164V165H137ZM159 164V163H158ZM161 164V163H160ZM165 164V163H164ZM23 165V164H22ZM39 165H41V164H39ZM44 165V164H43ZM55 165H58L59 167H60V169H59V167L58 166H55ZM141 165V164H140ZM140 165H139V168H140ZM142 165L144 166V164L142 163ZM141 165V166H142ZM152 165V164H151ZM99 166H101V165H99ZM109 166V165H108ZM138 166V165H137ZM142 166V167H143ZM150 167V165H148V163L146 164V166H144L145 168L146 167ZM152 166H154V165H152ZM156 166H158L157 165V163H156ZM19 167V166H18ZM22 167V166H21ZM23 167H25V166H23ZM62 167V168H61ZM69 167H71L70 165H69ZM113 167V166H112ZM147 167V168H148ZM159 167H160V165H159ZM47 168V167H46ZM98 168V167H97ZM99 168H101V170L100 169H97V171L96 170H92V173L93 172H98L99 170V172L101 173V172H105V171H102V170H105V168L103 169V166L102 167H99ZM108 168V167H107ZM137 168V167H136ZM146 168V169H147ZM19 170L21 169V168H18ZM44 169V168H43ZM49 169V168H48ZM49 169V170H50ZM67 169V168H66ZM115 169V170H114ZM114 169H112V171H111V167H110V169L108 168V170H110V172H109V175L108 174H102L103 176H101L100 177V173H93V176L91 177V178H89L90 180H84V178L85 177H87L88 178V176H89V174L88 173H86L87 174V176L84 174L83 175V177H82V180L83 181H86V183L84 182L83 184H84V186H83V184H81L80 182H78L79 184H77V181H75L76 182V184L75 183H73V184H75V188L78 190L79 188H78V185H79V187L81 188H87L88 186H94V184H98V185H100L101 183V181H102V183H103V181L105 182V183H103V184H105V185H109V186H107V188L109 189V190H111V189H114V190H116V191H118L119 189L121 190V189H123V188H121V186L122 185H124V188H127L128 187V185L130 186V184H128L127 185V182H125V184H126V187H125V184H124V182L122 181L123 179H122V175H124L123 174V172H124V170L123 169H120L119 168V170H118V168L116 169V168H114ZM49 170H46V171H49ZM67 170H69V168L67 169ZM119 171V172H115V173H113L114 171ZM123 170V171H122ZM127 170V169H126ZM149 170V169H148ZM150 170H152L151 168H150ZM149 170V171H150ZM90 171V170H89ZM122 171V172H121ZM127 171H129V170H127ZM144 171H145V169H144ZM148 171V172H149ZM22 172H23V170H22ZM66 172V171H65ZM87 172V171H86ZM91 172V171H90ZM107 172V171H106ZM105 172V173H106ZM152 172V171H151ZM108 173V172H107ZM122 173V174H121ZM125 173V172H124ZM70 174H72V173H70ZM80 174L82 175V173L80 172ZM121 174V175H120ZM77 175V174H76ZM81 175H79L78 177H80V179H81ZM98 175V176H97ZM131 175V174H130ZM75 176V175H74ZM85 176V177H84ZM96 176V177H95ZM122 176V177H121ZM90 177V176H89ZM98 177H100V180H99V178ZM77 178V177H76ZM94 178V179H93ZM97 178V179H96ZM134 178V177H133ZM71 179H73V178H71ZM75 179V178H74ZM130 179V178H129ZM137 179V178H136ZM135 178H134V181H137L138 182V179L136 180ZM77 180V179H76ZM132 180V179H131ZM133 181V180H132ZM74 182V181H73ZM82 182V181H81ZM99 182V183H98ZM69 183V182H68ZM132 183V182H131ZM139 183V182H138ZM137 183V185H139ZM133 184V183H132ZM142 184V183H141ZM154 184V183H153ZM152 184V185H153ZM163 184V183H162ZM4 185H6V187H4V190L5 189H8V187H9V190H10V188H11V190H10V193L9 194H7L6 196L4 195V196H2V192H4V191H2L1 192V187L2 186H4ZM137 185H135V186H137ZM103 186V185H102ZM146 186V185H145ZM151 186V185H150ZM166 186V185H165ZM105 187V186H104ZM149 187V186H148ZM152 187H154V186H152ZM151 187V188H152ZM167 187V186H166ZM3 188V187H2ZM54 188V190L56 191V192H54V190L51 192V189H53ZM68 188V187H67ZM83 188V189H84ZM89 188V187H88ZM90 188H92V187H90ZM99 188V187H98ZM135 188V187H134ZM133 188V189H134ZM157 188V187H156ZM161 188H163V186H161ZM76 189H75V191H76ZM100 189H102V188H100ZM128 189V188H127ZM147 189V188H146ZM166 189V188H165ZM59 190V189H58ZM72 190V189H71ZM80 190V189H79ZM92 190H95V189H92ZM103 191H104V189H102ZM119 190V191H120ZM164 190V189H163ZM85 191L86 190H84V192H83V190H82V192H81V190L80 191H78V192H80L81 194L82 193H84V194H82V198L81 199H85V201L84 202H87L88 201V199H91V198H89V196H88V191H86V194H85ZM122 191V190H121ZM132 191V190H131ZM131 191H128V192H131ZM135 191V190H134ZM149 192L151 191V189H150V187H149V190H148ZM153 191V190H152ZM151 191V192H152ZM154 191H156V189L154 188ZM153 191V192H154ZM160 190L158 189V192H159ZM61 191H59V193H60ZM92 192V191H91ZM97 192V191H96ZM108 192V191H107ZM110 192V191H109ZM108 192V193H109ZM146 192V191H145ZM147 193V195L148 194H150L149 196H147L146 195V197H149V199L151 198L150 196L151 195H154L155 196V193L156 192H154V194H153V192L152 193ZM6 193V192H5ZM4 193V194H5ZM63 193V192H62ZM67 193V192H66ZM79 193V194H80ZM93 193V192H92ZM92 193H91V197H92ZM116 193V192H115ZM120 193V192H119ZM165 193V192H164ZM64 194H65V192H64ZM78 194V193H77ZM80 194V195H81ZM110 194V193H109ZM121 194H122V192H121ZM133 194V193H132ZM159 194H161V195H163L162 193H159ZM66 195H70V194H66ZM84 195V196H83ZM95 195V194H94ZM116 195V194H115ZM124 195H125V193H124ZM123 195V196H124ZM120 196V195H119ZM157 196V195H156ZM155 196V197H156ZM59 197H61V196H59L58 195V198ZM71 197V196H70ZM84 197V198H83ZM133 197V196H132ZM153 197V196H152ZM159 197V196H158ZM50 198H49V200H50ZM56 198V199H55ZM63 198V197H62ZM61 198V199H62ZM72 198V197H71ZM115 198H117V197H115ZM125 198V197H124ZM130 198V197H129ZM60 199V201H61V203H59L60 201H59V199H57L58 201H57V205H59V206H61V204H62V201L64 202V200H65V197L63 198V200H61ZM80 199V198H79ZM93 199H94V197H93ZM92 199V200H93ZM145 199V198H144ZM147 199L148 198H146V201H147ZM155 199H158V198H155ZM48 200V201H49ZM91 200V201H92ZM99 199H97V201H98ZM102 200H104V199H102ZM110 201H111V199H109ZM120 200V199H119ZM52 201V202H53ZM96 201V202H97ZM105 201V200H104ZM113 201V200H112ZM121 201V200H120ZM119 201V202H120ZM145 201V200H144ZM143 201V202H144ZM150 200H148L147 202H149ZM233 201V200H232ZM95 202V201H94ZM99 202V201H98ZM106 202V201H105ZM118 202V203H119ZM155 202V201H154ZM156 202H158V201H156ZM162 202V201H161ZM228 202V201H227ZM54 203V202H53ZM56 203V202H55ZM59 203V204H58ZM65 203V202H64ZM100 203V202H99ZM106 203H108V202H106ZM127 203V202H126ZM47 206H46V205ZM128 204V203H127ZM132 204V203H131ZM130 204V205H131ZM145 204V203H144ZM148 204V203H147ZM146 204V205H147ZM84 205V204H83ZM100 205V207L102 206V207H106V211H108V209H107V205H105V203H102V201H101V204H99ZM110 204H108V208L110 207L109 206ZM121 205V204H120ZM140 205V204H139ZM226 204H224V206H225ZM15 206V207H14ZM55 205H53V207H54ZM63 206H64V204H63ZM112 206V205H111ZM135 205L133 204V207H134ZM141 206V205H140ZM143 206V205H142ZM228 206V208H230L231 207V205H227ZM91 207V206H90ZM94 207H95V209H97L96 208V205L94 206L93 205V209H94ZM97 207H99V206H97ZM99 207V208H100ZM101 207V208H102ZM114 207V206H113ZM226 207V206H225ZM18 208V209H17ZM86 208H87V206H86ZM111 208V207H110ZM125 208H127V207H125ZM140 208V207H139ZM138 208V209H139ZM88 209H89V205H88ZM88 209H84V210H88ZM253 209H254V207H253ZM82 210V209H81ZM92 210V209H91ZM101 210V209H100ZM115 210V209H114ZM127 210H129V209H127ZM131 210V209H130ZM134 210V208L132 209V211ZM151 210L152 211H154L153 209H149V211H150V213H151ZM252 210V209H251ZM23 211H24V209H23ZM65 211V210H64ZM106 211H104V212H106ZM124 211V210H123ZM122 211V208H120L119 210H116V214L115 215H113V212H112V210H111V212H112V214L111 213H109V212H106L107 214L109 213V215L111 214V218L110 219H112V217L114 218H116V219H118V223H113L115 220L114 219H112L113 220V222H112V224H114V225H119L120 223H122V224H120L121 226H124V225H126V224H129V223H131V219L129 218V217H127V215H125V213ZM131 211V212H132ZM63 212V211H62ZM88 213H86V214H88V215H90L91 213H90V211L88 210L87 211ZM101 212V211H100ZM252 212V211H251ZM257 212V211H256ZM22 213V212H21ZM20 213V214H21ZM24 213V212H23ZM26 213H24V216H25V214ZM103 213V212H102ZM106 213H104V215L106 214ZM127 213V212H126ZM145 213H146V207L145 206H143L141 209H139V210H137V207H136V210H134L132 213H130V215L132 216L131 218L132 219H135V220H139V221H143V220H141V219H143V217L145 216ZM57 214V213H56ZM106 214V215H107ZM129 214V213H128ZM147 214V213H146ZM250 214V213H249ZM27 215V214H26ZM28 215V216H29ZM129 215V216H130ZM148 215V214H147ZM146 215V217H149V216H147ZM251 215V214H250ZM254 215V214H253ZM256 215V214H255ZM21 216V215H20ZM19 216V217H20ZM23 216V217H24ZM262 216H264V215H262ZM19 217H18V219H19ZM58 217V216H57ZM91 217V216H90ZM109 217V216H108ZM107 217V218H108ZM146 217H144V218H146ZM21 218V217H20ZM27 218V217H26ZM88 218H89V216H88ZM101 218V217H100ZM105 219H106V217H104ZM150 218V217H149ZM93 219V218H92ZM110 219H106V220H110ZM128 219H130V222H129V220ZM27 220V219H26ZM101 220H103V219H101ZM111 220V221H112ZM145 220H147V219H145ZM244 220V219H243ZM246 221H245V227H246V229H247V227H248V231H245L244 229H242V228H240L239 230L238 229H236V230H238L239 231V233H241L242 231H243V233H245V234H248L249 236H247V237H249V239L250 240H252V245H253V242H255V241H259V239H261V238H263L264 239V220H260V218H259V220H258V218H256V221H253V219H245ZM19 221V220H18ZM69 221H70V219H69ZM139 221L137 222V223H139ZM241 221V220H240ZM33 222V221H32ZM35 222V221H34ZM33 222V223H34ZM109 222V221H108ZM108 222H106V224L108 223ZM144 222V221H143ZM239 222V221H238ZM242 222V221H241ZM30 223V222H29ZM37 223V222H36ZM133 223V222H132ZM131 223V225H134V224H132ZM141 223V222H140ZM105 224V225H106ZM142 224V223H141ZM237 224V223H236ZM31 225H32V223H31ZM30 225V226H31ZM119 225V226H120ZM130 225V224H129ZM109 226V225H108ZM137 226V225H136ZM244 226V225H243ZM75 229L74 230V232L71 230V229H73V228ZM117 227V226H116ZM126 227H127V225H126ZM236 227V226H235ZM238 227V226H237ZM236 227V228H237ZM109 228V227H108ZM125 228V227H124ZM239 228V227H238ZM32 230V229H31ZM26 231V230H25ZM28 231V230H27ZM46 231V232H45ZM236 233H238L237 231H235ZM9 233V232H8ZM12 233V232H11ZM23 233V232H22ZM22 233H19V234H21L22 235ZM30 233V232H29ZM56 233H58V235L56 234ZM94 233H96V232H94ZM239 233H238V235H239ZM24 234V233H23ZM51 235V236H53V234L55 235V238L54 237H51V236H49V235ZM93 234V233H92ZM245 234H244V238H245ZM31 235V233L29 234V236ZM60 235V236H59ZM94 235V234H93ZM83 236H84V238H85V240L83 239L82 241L81 240H79V237H81L80 239H82L83 238ZM94 236H96V235H94ZM98 237H99V234L97 235ZM124 236H128V238L127 239H129V235H124ZM230 236V237H229ZM5 237H7L6 235H5ZM13 237H15V236H13ZM31 237V238H32ZM49 237H50V239H49ZM102 237V236H101ZM232 236H231V232L229 233L228 232V236H225V238H226V243H224L223 245H222V242L221 241H219L220 242V245H221V247L220 248H222L221 250L222 251H225L226 249H227V247L225 248V246L227 245L228 247H231V252L233 253V254H237L238 256H239V258H240V262L242 263V264H264V257H262L261 255H260V253H261V251H260V253L258 252V248H260V246L258 247V248H256L257 247V245H248L249 243H247V242H245V244H247V246H245L244 245V248L242 249V250H238V246L235 244V242L234 241H239L238 239V237H240V235L239 236H237V238L238 239H234V237L233 238H231ZM236 237V236H235ZM242 237V236H241ZM9 238V237H8ZM11 238V237H10ZM16 238V237H15ZM37 238V239H36ZM52 238H54V239H52ZM97 238V237H96ZM103 238V237H102ZM104 238H105V236H104ZM108 238V237H107ZM110 239L112 238V236L111 237H109ZM108 238V239H109ZM223 238V237H222ZM18 239V238H17ZM42 239V240H41ZM109 239V241H111ZM115 239V241L116 242H118V240H120L119 238L118 239H116V237L114 238ZM245 239H247V238H245ZM27 240V239H26ZM78 240H79V242L80 243H78ZM103 240V239H102ZM224 240V239H223ZM22 241V240H21ZM106 241H107V239H106ZM114 241V242H115ZM225 241V240H224ZM223 241V242H224ZM248 241V240H247ZM257 241V242H258ZM261 241V240H260ZM264 241V240H263ZM32 242V241H31ZM39 242H38V246H39ZM108 242V241H107ZM106 242V243H107ZM111 242H113V241H111ZM113 242V243H114ZM218 242V243H219ZM250 242V241H249ZM32 244L31 243V245L33 246V247H37L35 244ZM101 243V242H100ZM99 243V244H100ZM112 243V244H113ZM119 243V245L120 246H123V245H125L124 243H120V241L118 242ZM118 243H117V245L116 246H118V247H120L119 245H118ZM213 243V242H212ZM263 243V242H262ZM261 243V244H262ZM90 244V245H89ZM91 244H92V248H91ZM99 244H97V246H99ZM102 244V243H101ZM101 244H100V246L98 247V248H100V249H98V252H99V250L101 251V249L104 247V245H102L103 247L101 248ZM103 244H104V241H103ZM112 244H110V245H112ZM122 244V245H121ZM226 244V245H225ZM81 245H82V247H84L85 249L83 250V248L81 247ZM107 245H108V243H107ZM114 245V244H113ZM214 245V244H213ZM243 245V244H242ZM260 245V244H259ZM264 245V244H263ZM97 246L95 247L94 246V251H93V249L91 250V251H93V252H91V253H95V250L97 251V249H95V248H97ZM256 246V247H255ZM61 247V248H60ZM80 249H79V248ZM105 247H108V246H105ZM104 247V248H105ZM214 247H215V245H214ZM243 247V246H242ZM112 248H113V246H112ZM127 248V247H126ZM126 248L125 249H123V250H125L124 252H126ZM240 248V247H239ZM37 249H38V247H37ZM61 249V250H60ZM65 249H67V250H65ZM115 249V248H114ZM118 249V248H117ZM120 249V248H119ZM134 249V248H133ZM229 249V248H228ZM262 249H264V247L262 248ZM261 249V250H262ZM54 250V249H53ZM52 250V251H53ZM80 250V251H79ZM82 250V251H81ZM104 251H105V249H103ZM128 250H130V247H129V249ZM132 250V249H131ZM220 250V251H221ZM51 251V252H52ZM56 251V254H58L57 253V250H55ZM79 251V252H78ZM87 251V252H86ZM103 251V252H104ZM111 251V250H110ZM120 251V250H119ZM133 251V250H132ZM221 251V252H222ZM227 251V250H226ZM225 251V252H226ZM69 252H66L67 254L69 253ZM102 252V251H101ZM100 252V254L102 255V253ZM114 252V251H113ZM121 252H123L122 250H121ZM129 252H131V251H129ZM135 252V251H134ZM133 252V253H134ZM227 252H230V250L229 251H227ZM53 253H55V252H53ZM63 253H61V254H63ZM65 253V255H67ZM80 253V254H79ZM91 253H90V255H91ZM105 253V252H104ZM103 253V254H104ZM107 253V252H106ZM104 254V257H108V256H110L111 255V253L108 255V253L107 254ZM263 253H264V251H263ZM70 254H72V253H70ZM82 254V255H83ZM96 254L99 256L100 254L99 253H95L94 254V256H95V259L96 260H98L97 258H96ZM121 254V253H120ZM224 254V253H223ZM59 255H60V253H59ZM64 255V254H63ZM100 255V256H101ZM107 255V256H106ZM116 255H118V253L116 254ZM123 255V257H124V253L122 254ZM69 256V255H68ZM68 256H64V257H68ZM84 256V255H83ZM86 256V255H85ZM94 256H92V257H94ZM113 256V253H112V255L108 258L109 259V261H108V259L106 260V258H103V259H105V261L104 262H107L108 261V264L110 263V262H113L112 264H114V259L115 260H117V262H115L116 264L118 263V260L120 261L121 259H124V258H122L121 256V258L119 259V258H117L118 256H115L114 258L112 257ZM221 256V255H220ZM264 256V255H263ZM70 257V256H69ZM72 257H73V254H72ZM87 257V256H86ZM89 257V256H88ZM111 257H112V260H111ZM73 258H75V257H73ZM73 258H67V262H70L71 263V261H69V260H71V259H73ZM98 258H100V257H98ZM65 259V258H64ZM76 259L74 260V263L76 262ZM79 259H81L80 261H78ZM83 259L85 260V258L83 257ZM90 259V261L91 262H93L94 260H92L91 258H87V262L85 263V261H83L82 260V262L84 263V264H87L88 263V260ZM102 259V257L100 258V260ZM102 259V260H103ZM127 260V259H126ZM6 261V260H5ZM99 261V260H98ZM97 261V262H98ZM123 260H121V262H122ZM129 261V260H128ZM127 261V262H128ZM8 262V261H7ZM6 262V263H7ZM103 262V261H102ZM101 261L99 262V263H102ZM120 262V264H122ZM126 262V263H127ZM10 263V262H9ZM13 264H15L14 262H12ZM12 263H10V264H12ZM73 263V262H72ZM125 263V264H126ZM130 263V262H129ZM5 264V263H4ZM17 264V263H16ZM88 264H90V263H88ZM98 264V263H97Z\"/></svg>",
  "mask_w": 264,
  "mask_h": 264
}]
</instances>
